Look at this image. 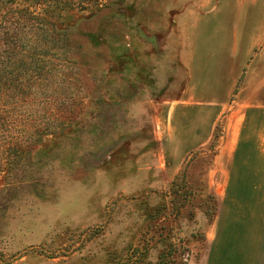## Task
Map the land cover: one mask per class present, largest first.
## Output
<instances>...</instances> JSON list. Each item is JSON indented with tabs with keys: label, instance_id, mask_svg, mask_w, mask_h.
Returning <instances> with one entry per match:
<instances>
[{
	"label": "rangeland",
	"instance_id": "1",
	"mask_svg": "<svg viewBox=\"0 0 264 264\" xmlns=\"http://www.w3.org/2000/svg\"><path fill=\"white\" fill-rule=\"evenodd\" d=\"M53 5L45 18L55 23L47 28L51 51L38 56L56 80L29 92L39 100L25 132L13 128L18 137L10 139L0 130V264H188L203 252L214 214L202 181L213 151L193 154L172 192L161 137L166 105L185 86L195 21L207 3ZM10 7L0 2L2 17L12 20ZM42 18L33 13L0 28L5 38L13 35L17 67L29 64L30 75L40 65L28 55L47 46L31 49L22 40L41 33ZM43 91L52 92L46 100Z\"/></svg>",
	"mask_w": 264,
	"mask_h": 264
},
{
	"label": "crops",
	"instance_id": "2",
	"mask_svg": "<svg viewBox=\"0 0 264 264\" xmlns=\"http://www.w3.org/2000/svg\"><path fill=\"white\" fill-rule=\"evenodd\" d=\"M204 1L185 86L166 105L165 177L171 183L211 148L202 181L215 212L203 252L188 264H264V0Z\"/></svg>",
	"mask_w": 264,
	"mask_h": 264
},
{
	"label": "trees",
	"instance_id": "3",
	"mask_svg": "<svg viewBox=\"0 0 264 264\" xmlns=\"http://www.w3.org/2000/svg\"><path fill=\"white\" fill-rule=\"evenodd\" d=\"M54 1L57 0H0L1 3L7 2L10 4V10L12 11L11 14L17 17L11 20L10 18H3L2 14H0V28H9L12 25H16L21 22V19H29L33 13H37L38 15L41 14L43 16V21H41V23L39 22L38 24L40 25L38 28L41 30V33L36 35L33 41L32 36L28 39H23L22 41H27L29 44H31V49L32 44H36V42H38V45L41 48L47 46V48H43L41 52H31L32 55H28V58L35 60V62L40 65L38 67L37 74L30 75L27 72L29 64H24L22 69L17 67L18 64H16L15 61V58L17 57V52L15 50L17 49L16 42L12 38L13 35L11 33H7V38H5L4 35L0 33V130H3L5 133H9L10 139H17L18 137L12 132L13 128L23 133L25 132V129H28L29 127L26 125L33 124V120L31 121L30 117L32 112V104H35V99L37 96L33 97L32 94L30 97L29 92L34 93L33 87L37 85L39 81H42L44 87L50 89L51 87L49 86H52L56 80L48 79L49 73L51 71L49 68L46 69V65L44 64L45 58L38 56L43 54L47 55L51 51L50 47L48 46L47 28L49 27L50 30L51 25L53 26L55 23L52 20L45 18L49 14L51 16L53 15L54 10H50V8L54 6ZM56 6L58 8V5ZM33 7L34 10H31ZM4 22L7 24H4ZM10 41L13 43L12 46H10ZM2 47L4 50H2ZM64 54L66 53L64 52ZM2 68H5L4 72L2 71ZM42 93H44V98L41 100H46V93L50 95L52 92L43 91ZM53 94H60V90L53 88ZM32 98L34 100L30 101ZM36 100H39V98ZM56 114L59 115V117L57 116L58 118L56 119H60L62 117V114H59L58 112H56ZM20 127H22L21 130ZM179 176L180 174L172 182V192H174L175 188L178 186L176 181L179 179Z\"/></svg>",
	"mask_w": 264,
	"mask_h": 264
}]
</instances>
